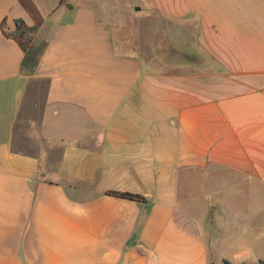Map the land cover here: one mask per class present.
<instances>
[{
    "label": "crops",
    "instance_id": "crops-1",
    "mask_svg": "<svg viewBox=\"0 0 264 264\" xmlns=\"http://www.w3.org/2000/svg\"><path fill=\"white\" fill-rule=\"evenodd\" d=\"M75 1L0 0V264H264V0Z\"/></svg>",
    "mask_w": 264,
    "mask_h": 264
},
{
    "label": "rangeland",
    "instance_id": "rangeland-1",
    "mask_svg": "<svg viewBox=\"0 0 264 264\" xmlns=\"http://www.w3.org/2000/svg\"><path fill=\"white\" fill-rule=\"evenodd\" d=\"M71 2L75 3L77 7L81 6L75 0H71ZM89 2H92V4L88 5ZM82 3L96 9L111 10L112 14H114L109 16V18L111 20L113 18L121 20L122 38L128 40L133 36L136 39L139 49L143 52H149L151 50V48H148V44L151 43L149 39L151 35L147 33V21L145 18L134 16L136 12L139 11L140 13L141 10L147 8L146 3H143L141 0H91L83 1Z\"/></svg>",
    "mask_w": 264,
    "mask_h": 264
},
{
    "label": "trees",
    "instance_id": "trees-1",
    "mask_svg": "<svg viewBox=\"0 0 264 264\" xmlns=\"http://www.w3.org/2000/svg\"><path fill=\"white\" fill-rule=\"evenodd\" d=\"M64 0H61V3ZM19 2L22 4V6L25 8L27 13L31 16V18L38 23L39 22V13L36 9V7L33 5L31 0H19ZM108 195L121 198V199H126L130 201H135V202H146L145 197L139 195V194H134L130 192H118V191H109L107 192Z\"/></svg>",
    "mask_w": 264,
    "mask_h": 264
},
{
    "label": "water",
    "instance_id": "water-1",
    "mask_svg": "<svg viewBox=\"0 0 264 264\" xmlns=\"http://www.w3.org/2000/svg\"><path fill=\"white\" fill-rule=\"evenodd\" d=\"M70 8L72 9L73 6L70 5ZM223 264H232V263H231L229 260L224 259V260H223Z\"/></svg>",
    "mask_w": 264,
    "mask_h": 264
}]
</instances>
